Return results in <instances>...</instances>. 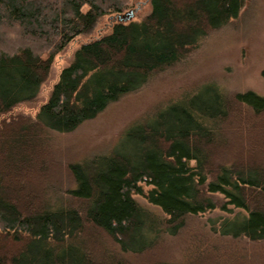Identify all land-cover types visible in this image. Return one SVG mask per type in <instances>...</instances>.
I'll return each instance as SVG.
<instances>
[{"label":"trees","instance_id":"trees-1","mask_svg":"<svg viewBox=\"0 0 264 264\" xmlns=\"http://www.w3.org/2000/svg\"><path fill=\"white\" fill-rule=\"evenodd\" d=\"M133 1L0 0V264H264V96L254 90L202 82L106 152L63 170L41 155H57L54 133L74 132L235 27L247 3L149 0L142 19L119 20ZM106 16L107 31L82 41L46 102L16 112L38 97L55 56ZM172 245L179 262L162 259Z\"/></svg>","mask_w":264,"mask_h":264},{"label":"rangeland","instance_id":"rangeland-1","mask_svg":"<svg viewBox=\"0 0 264 264\" xmlns=\"http://www.w3.org/2000/svg\"><path fill=\"white\" fill-rule=\"evenodd\" d=\"M132 4L125 14L134 10L133 18L142 19L150 11L149 0H134ZM243 13L244 16L235 27H228L210 35L187 59L160 75L155 83L147 84L138 92L111 104L97 118L85 122L72 133H54L47 147L57 152L58 156L48 148H44L46 151H42L41 155L59 164V169L63 170L68 161H79L90 154L106 152L117 142L123 131L144 113L182 90L192 89L202 82H216L225 90H254L264 96V78L261 74L264 70V0H247ZM110 21L107 16L102 18L93 32L78 36L60 51L54 58L49 76L42 84L38 97L33 101L21 103L15 111L34 114L48 99L61 70L69 65L82 41L107 31ZM14 36L10 35V38L16 40L17 37ZM57 169H53V172ZM30 181L32 185L38 188L41 185L43 188L46 176H40L33 171ZM148 188L145 187L146 190ZM135 197L142 205L160 213V209L149 204L143 196ZM181 256L179 247L172 245L166 249L162 259L179 262Z\"/></svg>","mask_w":264,"mask_h":264},{"label":"water","instance_id":"water-1","mask_svg":"<svg viewBox=\"0 0 264 264\" xmlns=\"http://www.w3.org/2000/svg\"><path fill=\"white\" fill-rule=\"evenodd\" d=\"M134 10H132V11H130V12H128L127 14H125L124 16H119L118 18H119V20H122V19H132L133 18V16H134Z\"/></svg>","mask_w":264,"mask_h":264}]
</instances>
